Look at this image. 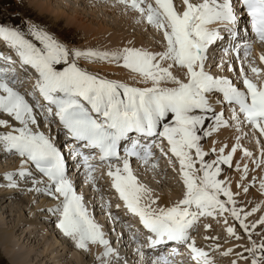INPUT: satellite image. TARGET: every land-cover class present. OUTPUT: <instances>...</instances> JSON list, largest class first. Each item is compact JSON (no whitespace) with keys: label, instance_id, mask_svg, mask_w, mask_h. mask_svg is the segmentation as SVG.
Masks as SVG:
<instances>
[{"label":"snow or ice","instance_id":"1","mask_svg":"<svg viewBox=\"0 0 264 264\" xmlns=\"http://www.w3.org/2000/svg\"><path fill=\"white\" fill-rule=\"evenodd\" d=\"M112 2L113 6L121 5L126 11L137 13V23H146L161 33L164 50L127 46L115 51H82L69 47L38 24H26L21 29L0 22V42L24 69L30 68L37 74L32 91L22 94L15 87L19 83L17 61L12 55L0 53V116L6 115L18 125L0 119V128L11 129L0 132V150L20 157V170L4 177L7 187L16 188L18 180L31 179L33 187L28 191L59 201L50 211L58 216L57 227L78 249L87 251L90 244H99L105 248L101 259H118L69 178L68 158L52 138L39 131L41 124L51 127L58 121L65 137L74 145L70 156L84 170L89 183L95 184L98 166L107 167V176L119 198L150 234L148 248L174 243L189 250L193 264H214L210 253L197 246L192 232L201 218L224 217L227 225L230 216L250 244L244 248L247 255L238 254L240 259L264 264V232H255L258 225L264 226V216L258 222L247 223L248 217L260 208L249 211L238 207L229 181L219 179L222 166L233 168L238 152L256 169L264 167V69L250 59L253 43L245 42L242 47L233 43L225 49V55L236 52L237 59H241L242 52L239 79L243 89L227 77L206 71L209 48L223 39L220 28L212 26L222 25L229 38L235 40L237 5L250 18L255 42L264 44V0H182V12L177 10L174 0ZM259 59L264 63V54ZM81 60L122 68L131 83L85 70L79 66ZM218 67L223 68V64ZM212 101L220 106V111ZM221 128H232L238 133L236 142L227 154V145L218 152L213 148L211 154L216 158L206 160L210 153L204 150L202 141ZM246 138L255 142L258 156L242 146L241 141ZM165 141L166 149L162 147ZM153 149L164 156L170 153L179 164L184 192L172 207H153L158 201L133 172V159L157 170ZM94 153L99 154V164L93 163L97 159ZM235 170L241 173L237 187L247 194L255 186V179L251 185L243 183L249 166L244 164L241 168L236 163ZM259 190L264 194V179ZM209 227L205 225L206 230ZM226 232L230 238L241 239L236 227L228 226ZM254 235L260 239H253ZM212 247L217 251L220 245ZM233 251L228 249L221 254L228 256ZM137 253L144 258V245L138 246ZM178 254L173 249V255ZM151 264L173 262L168 257H158Z\"/></svg>","mask_w":264,"mask_h":264},{"label":"rangeland","instance_id":"2","mask_svg":"<svg viewBox=\"0 0 264 264\" xmlns=\"http://www.w3.org/2000/svg\"><path fill=\"white\" fill-rule=\"evenodd\" d=\"M176 5H177V10L179 11L180 6L178 4H176ZM117 6L119 7L120 11H119V9L117 11H115V8ZM56 10L57 11L62 10V15L59 16V18L56 17L58 15V14H56L57 13ZM74 12L78 13L80 16V18L77 21L82 19V22H83L82 27L83 28L81 26H78V23H76V22L73 23L72 18L75 15ZM138 19H139V16L137 13L132 12V11H126V10H124L123 6H120V5L113 6V3H109L106 1H99V0H0V22L4 23L6 26H9V27L16 26L18 28L23 29L26 24H38L39 26L45 28L47 31H49L51 34H53L61 42H65L69 47H73V48H76V49H79L82 51L83 50H89V49L100 50V51H115V50H118V49H121V48L127 47V46L143 48V49H147L150 51H162V50H164L165 44L162 40L161 33L157 32L154 28L150 27L146 23H143V22L137 23ZM86 33H88V34H86ZM91 34L94 35V36H92L93 37L92 40L90 39V38H92ZM114 35H116V36L114 37ZM88 38L91 41H93V40L94 41L91 42V41H89ZM119 39H121V40H119ZM116 44H118V45H116ZM210 62H213V60H211ZM254 62L256 65L257 62L255 60H254ZM78 63H79V66H81L85 70H88V71L91 70V68L88 65L85 66V64H87L88 62L81 60ZM91 64H93V63H91ZM97 64H99V63H97ZM213 69L216 70L215 67H212L209 69V71H213ZM220 70L221 69L217 70L218 74L224 75L225 73L222 70L221 71ZM106 73H107V76L106 75H103V76L110 78L111 74H109L108 72H106ZM30 79H32V78H30ZM34 83H35V81H32V82L29 81V84L32 87L34 86ZM30 86H28V87H30ZM18 90L22 94H24V91H23L24 89H18ZM0 119L8 120L9 123L13 124V122L7 116H4V115L0 116ZM13 126H14V124H13ZM39 130L41 132H43V130H44L45 132H43V133L46 136H48L47 131L49 132V134L52 132L50 129L48 130L47 127H45V126L43 127V130L41 128ZM231 131H228V132H231ZM236 136H237V134H236ZM215 139H216V134L214 133L211 137H208L202 141V145H205V146H203L204 150L206 152L210 153V155L208 156L209 160L215 159V157H216V156H214V154H211V150L213 148L216 149L217 147H219V143H217L215 141ZM212 142H213V144H210ZM227 143L228 142L222 143L221 146L227 145L228 146L227 150L230 151L231 146ZM209 144L211 147L207 146ZM241 144L243 147H245L246 145L253 146L255 151H256L255 153H257L256 145H255L254 141L250 142L248 139L247 142H244L242 140ZM249 150H251V149H249ZM241 155H242V153L239 152L237 157H240ZM167 157L169 158L170 161L163 160L162 162H160L157 170H155V171L152 170L150 172H147L145 170V171H140L138 173L137 170H141V169H133V172H134L135 176L137 177L138 181L141 184H143L144 186H146L147 188L151 189L153 198L158 201V203L156 205H153V207H157V208L161 207L159 204V198L161 196H167L169 192L170 193L173 192V193H176L177 195H179L178 200L175 201L174 204L183 198L184 188H183L182 180L180 178L179 169L176 168L177 161L175 160L174 157H171V156H167ZM237 157H234L233 168H228L227 166H222V169H223L222 172L223 173L219 177V179L229 181L231 178H233L232 173L233 174L234 173L240 174V172L238 173L235 170V164L238 163ZM167 162H170L171 164L167 165ZM17 163L18 162L16 161V163H15L14 160H12V158L11 159L5 158V157L0 158V174H3L9 170L14 169L15 166L17 165ZM165 165H167V166L165 167ZM164 167H165V169L163 170V173L160 172V169H163ZM241 168H243L242 165H241ZM19 169H20V167H19ZM223 176H224V178H223ZM225 177H226V179H225ZM2 181H3V179H2V176L0 175V185H3L5 182L4 181L2 183ZM100 183L102 184L103 187L109 189L107 180L100 181ZM172 190H175V191H172ZM12 191H14V190L8 189L5 191V188H2V189H0V194H2L4 192H12ZM109 191H110V189H109ZM17 193H18V191H17ZM17 193H14L15 198H10L11 200L9 199V200L5 201L6 203L4 202V203L0 204V223L2 224V226H1L2 229H5L6 227L13 228V227L17 226V228H15V232H14V234H16V235H15V238L13 237V240L15 242H17V244H21L22 248H26V249L28 248L27 250L30 249L29 252L34 251L33 253L31 252L30 259L33 260L36 257L40 262L39 264H62V263L63 264H73L72 263L73 259L70 258V257H72L70 255L71 251H72V253L74 252L72 255H75L77 257L80 255L82 257L80 262L87 260L86 262H89V264H93V262H94V264H120L121 262H123L125 260L124 256L121 258L122 251H124V249L123 250L120 248L118 249V247H119L118 241L119 240L116 237L117 234L114 235L115 239H117V243H116L113 240V234L111 233L112 230L110 229L108 231V227H107L108 225L106 226V224L101 220V218H104V217L99 216V215H103L104 213L101 212L99 215H97L96 211H94L93 208L91 207V205H90L91 196H89L90 198L83 197L84 205H85L89 215L95 220V222L97 224L100 225L101 229L103 230V232L105 234V239H107L110 242V246L115 251V253L118 254V259L115 257H112V258L107 259V260L101 259V257H103V254L105 252V248L99 244H90V247L92 249H94L95 246L97 247L96 249L98 252L97 253L98 256H100L99 258L97 256H95L94 252H92V253L88 252L90 254L86 253L88 255V257L84 258V256L86 255L85 250L78 249L72 240L65 237L62 232L60 234V232L57 231L56 228H54L51 224L50 225L52 227L47 225V228L45 231H48V232L45 234H43L44 232L39 231V229L37 228L35 230V232H36L35 235H36V237L38 236L39 239H37V240L35 239L31 243H27L26 240H24V237H25L26 232H28V231L24 230V229H27V227H23V225L22 226L20 225V222L24 221L21 219L29 220V218H31V219L34 217L36 218V216H37L36 220L39 221V223L44 222L46 225L47 222L44 221V219L43 220L40 219L41 216L36 214L37 210L40 208V207H38V204H40L39 206H42V204L44 202H47V204L43 205V207L40 208V210H38V212H41L43 210V208H46V209L49 208L50 209L55 205L57 206L59 201H56L57 203L55 202V203H52V205H49L48 202H51V200L48 201V199H47L48 197L45 195L41 196L42 197L41 198V197H38L40 195H34V193H32L28 190H22L21 195H18ZM99 193L101 194V196L104 199L107 197L106 195L108 194V191H101ZM108 196L109 197L105 199V200H107L108 205L110 206L115 202L119 205V207H117L115 209H113L114 207H112L109 211L105 212V216L107 217V213L109 214V213H112L115 211L117 216H120V218H122V215L126 214V209H127V208H125L123 210V208H122L123 207L122 206L123 201H120L118 199L117 193H109ZM16 198L23 199L24 201L28 200V202L34 206L35 210H34L33 214L35 216L33 214H32L33 215L32 216L31 213L29 214L26 208H24V207L22 208L20 206V204H18L19 200ZM103 199H101L102 202H103ZM30 200H32L33 203ZM101 200L99 198L98 201H95L96 204H99L101 202ZM236 202H237L238 207H243L246 210L250 211L253 208V206L251 208L250 203L246 200H238ZM103 204H104V202H103ZM101 207H100L101 209L104 208V206H101ZM119 208L121 209V211H118ZM95 209H98V206ZM128 213H130V212L128 211ZM256 214H258V212L254 213V215H252V216L255 218L257 216ZM112 215H114V213H112ZM130 215L133 216V214H130ZM108 216H110V215H108ZM252 216L248 217L247 223L251 224L253 222V220H255L254 218H251ZM38 218H39V220H38ZM201 219H202V223H201V226L199 227L200 231H198V233H197L198 238H195V239H198V240H199V238L201 239L202 233L206 235L207 231L209 232V230H210V233L212 232L211 236L217 237L218 240L220 241V242L219 241L218 242L222 244L221 245L222 247L220 246L219 250L214 251L213 247H212L213 245H211V244L207 245V243H204V246L207 248L209 253L214 255L213 258H215V259L218 258V260L220 262H222V264H231L230 262H227L225 256H223L221 254L224 251H226L227 249H236V247L237 248L239 247L236 250L238 253H240V251L244 252L245 247L250 246L247 236L239 228L237 223L234 224V222L232 221L233 220L232 218L230 220V216H227V219H228L227 225H225V223H224V217H219L217 219H213V218H201ZM117 225H119V224L117 223ZM205 225H208L210 227L206 230ZM228 226L236 227L237 235H239L241 237V239H239V241L237 239L230 238L228 236V234L226 232V227H228ZM19 228H23L22 229L23 232H21L22 230ZM50 228H52V231H50ZM257 231H255V232L256 233L261 232V230H257ZM29 232H30V230H29ZM33 232H34V229H33ZM37 233H38V235H37ZM39 233H40V235H39ZM48 233H49V236H48ZM54 233H55V236H57L56 233L58 234L57 238H59L58 240L61 243L63 242V245H65L67 248H70V249L72 248L69 253L55 252V249L54 250L52 249L53 247H47L45 245L44 241L46 240V238H47V240L50 239L51 237H53L51 239H55V236H53ZM41 235H43L44 237ZM60 235H62V236L60 237ZM211 236L208 235V237H211ZM255 236H258V235H254L253 239L255 238ZM51 239H50V242H53V240H51ZM227 240H229L230 243L232 240L234 242L235 241H237V242H235L232 246L231 245L226 246L225 243L227 242ZM238 243L239 244L241 243V244L239 245ZM225 247H227V248H225ZM241 248L243 250H241ZM74 249H75V251H73ZM58 253H60V254H58ZM35 254L37 256H35ZM39 257H40V259H39ZM42 258H44V259H42ZM90 259H92V260L90 261ZM247 261H249V260H247ZM247 261L243 260L240 264H245V263L248 264ZM100 262H102V263H100ZM0 264H8V262L2 257L1 254H0ZM34 264H36L35 261H34Z\"/></svg>","mask_w":264,"mask_h":264},{"label":"bare ground","instance_id":"3","mask_svg":"<svg viewBox=\"0 0 264 264\" xmlns=\"http://www.w3.org/2000/svg\"><path fill=\"white\" fill-rule=\"evenodd\" d=\"M180 1V3H181V5H182V10H181V12L184 10V8H183V4H182V0H179ZM195 2L196 0H192V2ZM197 2L198 3H200V0H197ZM121 6V5H120ZM110 7V6H109ZM111 8V7H110ZM119 9V7L117 6L116 8H115V11H117ZM57 11V10H56ZM119 11H120V9H119ZM52 12V11H51ZM64 12V11H63ZM55 13V12H54ZM60 13V14H59ZM56 14H58L56 17L57 18H59V16H61L62 15V10L61 11H57V13ZM74 17L72 18V21H73V23H78V26H81L82 27V25H83V22H82V19L81 20H79V21H77L79 18H80V16H79V14L78 13H75L74 12ZM216 26H218V25H213L212 27H216ZM83 28V27H82ZM84 34V33H83ZM86 34H88V33H86ZM83 36V35H82ZM92 36H94V35H92L91 34V37ZM116 35H114V37H115ZM89 39V38H88ZM91 40L93 39V37L92 38H90ZM89 39V41H91ZM115 39V38H114ZM117 40V39H116ZM119 40H121V39H119ZM94 41V40H93ZM93 41H91V42H93ZM117 43V42H116ZM116 45H118V44H116ZM120 45V44H119ZM165 48V47H164ZM263 48H259L258 49V47H255V51H253V53H252V56H251V60H255L256 62H257V60H259V65L261 66V65H264V63H261V61H260V59H259V57H260V54L262 55V54H264V53H262V50ZM209 50L211 51V48H209ZM4 55H12L13 57L12 58H15V59H17V57L14 55V54H12V53H10L9 51H4V52H2ZM209 60L211 61L212 59L211 58H209ZM89 66L90 68H91V70H89V71H91V72H94V73H101L100 75H106L107 76V73L106 72H108L109 74H111V77L110 78H108V79H114V80H120V81H122V82H127V83H131V80L129 79V76H128V73H127V71L126 70H124V69H122V68H118V67H115L114 65H108V64H91V63H87V64H85V66ZM256 66V65H255ZM218 67V66H217ZM17 68H22V66L19 64V62H18V60H17V63L15 64V69H16V73H17V75H20V72L21 71H19ZM218 68H221V67H218ZM24 69V68H23ZM224 69V68H223ZM206 70H208V68L206 67ZM217 70L218 69H216L215 71H212L211 72V74H213L214 76H218V72H217ZM23 71H26V69H24ZM221 71V70H220ZM234 73H233V72ZM232 71H229V68L227 69V72H226V77L227 78H232V80H235L236 79V77H237V74L235 73V71L234 70H232ZM245 71H246V68H245ZM18 77H20V76H18ZM29 77L31 78V75L29 74ZM28 79V85L27 86H24V84H23V86H19V87H17V86H15L17 89H24L23 91H24V94H26V91H27V88H29L28 86H30V84H29V81H35V80H32V79ZM22 79V78H21ZM32 84V83H31ZM33 85V84H32ZM27 87V88H26ZM29 92L30 91H32V89H29L28 90ZM212 103H213V107L217 110V108H219L220 109V106L218 105V104H216L214 101H212ZM13 122V121H12ZM13 124H14V126H18L17 124H15L14 122H13ZM40 129V128H39ZM54 129L55 128H53V130L52 131H54ZM11 129H3V128H0V132H6V131H10ZM232 129L231 128H221L218 132H216L215 134H216V139H215V141L217 142V143H219V147H217L216 149H217V152H218V150H219V148H221V147H223V146H221L222 145V143H225V142H228L227 144H229L231 147L235 144L234 142H236L235 140L236 139H234L235 137H236V134H235V137H233L234 136V134H232L233 132L231 131ZM40 131V130H39ZM228 131H231V132H228ZM230 137H233V139H231ZM247 138L246 139H244L243 141L244 142H247ZM58 141V138L56 139V142ZM255 143V142H254ZM210 144H213V142L212 143H210ZM210 144L209 145H207V146H210ZM164 145L166 146V148H167V143H166V141H165V143H164ZM256 145V144H255ZM203 146H205V145H203ZM229 146V147H230ZM211 147V146H210ZM208 149V148H207ZM256 150H257V156H258V149H257V145H256ZM154 152H155V154H156V156H155V159L158 161V160H162V159H164L165 157H161L162 156V154L161 153H159V150H153ZM227 152H228V150H227V148H226V150H225V154H227ZM239 153V152H238ZM238 153L235 155V157H237V155H238ZM3 154H5V152L4 151H2L1 153H0V158L1 157H3ZM214 156H215V154H214ZM12 157V156H11ZM11 157H8V158H11ZM213 157V156H212ZM211 157V158H212ZM216 158V157H215ZM238 158V160H237V162L240 164V165H244V164H248V166H249V173H248V177H247V179H245L244 181H243V183L245 184V186H248V185H251L252 184V181H253V179H255V186H253V187H250V189H249V192L247 193V194H245L244 192H243V190H242V188H237V185L238 184H240L241 183V173L240 174H236V173H232V175H233V178H231L230 180H229V183H230V185H231V189H232V191H233V193L234 194H236L235 195V200L236 201H238V200H246V201H248L249 203H250V206H251V208H252V206L253 207H259L260 208V211H257L258 212V214H256L257 216L254 218L253 216L251 217V218H254L255 220H253V222L252 223H254V222H258L259 221V219L262 217V216H264V194H262L261 192H260V190H259V183H260V181L262 180V179H264V167H262V168H260V169H256L253 165H252V163L250 162V161H248V160H246V159H244L243 157H242V155L240 156V157H237ZM19 160V161H18ZM18 163H17V165L15 166V168L14 169H12L13 171L12 172H8V173H17L20 169H19V167H20V157H18V159L16 160ZM16 161H14L15 163H16ZM138 167H136V166H134V164H132V168L133 169H145L146 167H144V166H142L141 165V163H138V164H136ZM107 171H108V169H107V167H104V168H101V169H97L96 171H95V173H94V176H95V184L93 185V184H91V183H89L88 181H84L82 178L81 179H79L77 176H75L74 178H70L72 181H73V185H74V187H75V189H76V191H77V194L78 195H84L83 197H88V198H90L89 196H91V203H90V205H91V207L93 208V210L94 211H96V214L97 215H99L101 212L102 213H104L103 215H99L100 217H104V218H101V220L103 221V219H104V221L107 223V225H108V231L111 229L112 230V234H113V240L117 243V239H115V237H114V235H116L117 234V238H118V243H119V247H118V249L120 248V249H124V248H122V247H124V241L122 240L123 239V237H122V235H120V233H121V230H119V229H115L114 228V226H113V223L117 220V223L119 224V225H117L118 227H120V224H121V222L122 221H125V219H129V213H127L126 212V214H123L122 215V218H120V216H117V214H116V212L114 211V212H112V213H114V215H112V213H110V214H108L107 213V217L105 216V212L106 211H109L112 207H114L113 209H115V208H117V207H119V205L117 204V203H113L112 205H108V202H107V200H105L106 198H108L109 196H108V194L109 193H117L116 191H115V189L112 187V181H111V179L107 176ZM238 172V171H237ZM223 173V172H222ZM239 173V172H238ZM7 174V172H5V173H3V174H0L1 176H2V179H3V181H2V183L4 182V184L3 185H0V189H2V188H5V191L6 190H11V189H13L14 191H12V192H4V193H2V194H0V204L1 203H4L5 201H7V200H9L10 198H15V195H14V193H17V192H15L16 190L18 191V190H28L29 188H32L33 187V185H32V182H31V179H29L28 181H24V180H22V179H20V180H18V187H16V188H10V187H7V184H8V181L6 180V179H4V177H5V175ZM227 177V176H226ZM226 177H225V179H226ZM223 178H224V176H223ZM77 181V182H75V181ZM103 180H107V182H108V188L110 189V190H112L111 192L109 191V189H107V188H105V187H103L102 186V184L100 183V181H103ZM40 187H43V185H40ZM172 189V188H171ZM101 191H108V194L106 195L107 197L106 198H104L103 199V197L101 196V194L99 193V192H101ZM172 191H175V190H172ZM30 192H32V193H34V195H40V196H38V197H41V196H43V195H41V194H38V193H36V192H33V191H30ZM243 192V193H242ZM104 193V192H103ZM97 195V196H96ZM111 195V194H110ZM46 196V195H45ZM96 196V197H95ZM179 195H177L176 193H173V192H169L168 193V195L167 196H161L160 198H159V204H160V206L161 207H172L173 205H174V202L175 201H177L178 200V197ZM48 198V201L49 200H51V202H48V204L49 205H52V203H55L57 200H54V199H52L51 197H49V196H47ZM117 197H118V199L120 200V201H122L120 198H119V194L117 193ZM42 198V197H41ZM100 198V200L101 199H103V202H104V204H103V202H102V200H101V202L99 203V204H96V202L95 201H98V199ZM16 199H18L19 201H18V204H20V206L23 208H26L27 209V211H28V213L30 214L31 213V215L34 213V206L32 205V204H30L29 202H28V200H26V201H24L23 199H19V198H16ZM96 199V200H95ZM11 200V199H10ZM31 202H32V200H30ZM12 202V201H11ZM44 202V201H43ZM6 203V202H5ZM33 203V202H32ZM57 203V202H56ZM45 204H47V202H44L43 204H42V206H39L40 204H38V207H40V208H42L43 207V205H45ZM103 204V205H102ZM36 205V204H35ZM123 205H124V207L126 208V206H125V204H124V202H123ZM97 206H98V209H95V208H97ZM101 206H104V208L103 209H101L102 207ZM46 207V206H45ZM54 207H56V205L55 206H53L52 208H54ZM101 207V208H100ZM40 208L38 209V210H40ZM52 208H50V209H52ZM50 209L48 208V209H46V208H43V210L41 211V212H38V210H37V212H36V214L37 215H40L41 216V218L40 219H44V221H46L47 222V224L45 225V223L43 222V223H39V221H37L36 220V218H37V216H36V218L34 217V218H29V220H25V219H21V220H24V221H21L20 222V225L22 226L23 225V227H27V229H24V230H27L28 232H26V234H25V237H24V240H26V242L27 243H31L32 241H34L35 239L37 240V239H39L38 238V236L36 237V235H35V230L38 228L39 229V231H42V232H44L43 234H45V233H47L48 231H45L46 230V228H47V225H49L50 227H54V228H56V230L57 231H59L60 232V234H61V230L57 227V224H58V216L57 215H54L51 211H50ZM120 209V208H119ZM118 209V211H121V209L119 210ZM245 209V208H244ZM112 211V210H111ZM126 211H127V209H126ZM34 215V214H33ZM32 215V216H33ZM108 215H110V216H108ZM254 215V214H253ZM35 216V215H34ZM22 218V217H21ZM110 218V219H109ZM38 220H39V218H38ZM139 220V219H138ZM230 220H231V217H230ZM251 220V219H250ZM103 221V222H104ZM233 221V220H232ZM126 222V221H125ZM250 222V221H249ZM116 223V224H117ZM52 226H51V225ZM235 224V223H234ZM4 225V224H3ZM1 226H2V224L0 223V254L2 255V257L8 262V264H34V261L36 262V264H39L40 262H39V260L35 257V256H37L36 254H35V258L32 260V259H30V256H31V252L32 251H30L29 252V250H27L26 248H22L21 247V244H17V242H15L14 240H13V237L15 238V235L16 234H14V232H15V228H17V226L16 227H13V228H9V227H6L5 229H2L1 228ZM116 226V227H117ZM221 227V226H220ZM34 229V232H33V229ZM214 228V227H213ZM219 228V227H218ZM19 229H23V228H19ZM17 230V229H16ZM29 230H30V232H29ZM130 230H133V228H130ZM216 230V229H215ZM257 230H261V232H264V226H261V225H258L257 226V228L255 229V231H257ZM18 231V230H17ZM50 231H52V228H50ZM136 231H138V230H136ZM198 231H200V229H198ZM197 231V232H198ZM206 231V230H205ZM21 232H23V230L21 231ZM25 232V231H24ZM222 232V231H221ZM258 232V231H257ZM41 233V232H40ZM40 233H39V235H40ZM214 233V232H213ZM260 233V232H259ZM22 234V233H21ZM24 234V233H23ZM34 234V235H33ZM130 235H134L135 234V232H133V231H131L130 233H129ZM211 234H212V232L210 233V230H209V232L207 231V233H206V235L205 234H203L202 233V236H201V239H200V241L202 242V244L204 245V243H207V245L208 244H211V245H214V244H216V243H218L220 246L222 245L221 243H219L220 241L219 240H215V241H213V240H211V239H205V237H207L208 235H210L211 236ZM241 234V233H240ZM37 235H38V233H37ZM56 235L57 236H55V233H54V235L53 236H55V239H51V238H53V237H51L50 239L51 240H53V242H50V239H48L47 240V238H46V240L44 241L45 242V245L47 246V247H53L52 249L54 250L55 249V252H60V253H69L70 251H71V249L70 248H67L65 245H63V242L61 243L58 239L59 238H57L58 237V234L56 233ZM120 235V238L118 237ZM41 236H43V235H41ZM48 236H49V233H48ZM47 236V237H48ZM62 235H60V237H61ZM226 236V235H225ZM44 237V236H43ZM42 237V238H43ZM64 237V236H63ZM212 237V236H211ZM244 237V236H243ZM65 238V237H64ZM63 238V239H64ZM194 238H196L195 236H194ZM228 238V237H227ZM254 239H256V240H259L260 239V237L259 236H255V238ZM62 240V239H61ZM196 241H199L198 239H195ZM219 241V242H218ZM239 241V240H238ZM141 241H139L138 243H136V245L134 246V249H136L141 243H140ZM235 242H237V241H235ZM233 240L231 241V243H230V241L229 240H227V242L225 243L226 244V246H232L234 243H235ZM239 244V243H238ZM241 244V243H240ZM239 244V245H240ZM236 245V244H235ZM117 246V245H116ZM198 247H200L201 248V246H199V245H197ZM99 247V246H98ZM208 247V246H207ZM211 247V246H210ZM222 247V246H221ZM97 247L95 246V248L94 249H92L91 247H90V245H89V248H88V250L87 251H85V254L87 253V254H90V253H92V252H94V254H95V256H97L98 258L100 257V256H98V252H97V249H96ZM225 248H227V247H225ZM224 248V249H225ZM233 248V247H232ZM239 248V247H238ZM237 247H236V249H238ZM243 248V247H242ZM241 248V250H243ZM49 249V248H48ZM96 249V250H95ZM101 249V248H100ZM99 249V250H100ZM203 249L205 250V251H208L207 250V248L204 246L203 247ZM236 249H234V251H233V253L232 254H230V255H228V256H225V258H226V261L227 262H230L231 264H233V261H236L237 262V264H240L242 261H243V259H240V257L238 256V252H237V250ZM33 250V249H32ZM98 250V251H99ZM226 250V249H225ZM228 250V249H227ZM240 250V249H239ZM238 250V251H239ZM73 251H75V249L73 250ZM34 252V251H33ZM32 252V253H33ZM88 252H90V253H88ZM237 252V253H236ZM242 251H240V253H241ZM54 253V252H53ZM60 253H58V254H60ZM74 253V252H73ZM72 253V251H71V256L72 257H70L71 259H73L72 260V263L73 264H89V262H86L87 260H82L83 262H80L81 261V256L79 255L78 257L77 256H75V255H72L73 254ZM125 253V252H124ZM135 251H133V254H131V256H132V260H130L129 258H130V256L128 257V258H126V255L124 254V261L123 262H121L122 264H126V263H128V264H139V262H138V259H139V257L137 256V255H135ZM85 255L84 256V258L85 257H88V255ZM235 254V255H234ZM244 255H247V253L246 252H244ZM210 256H211V258L213 259V261H214V264H222V262H220L219 260H218V258L217 259H215V258H213L214 257V255H212L211 253H210ZM96 257V258H97ZM53 258V257H52ZM60 258V257H59ZM80 258V259H79ZM116 258V257H115ZM30 259V260H29ZM39 259H40V257H39ZM42 259H44V258H42ZM127 259L128 260H130L129 262H127ZM92 259H90V261H91ZM100 260V259H99ZM80 262V263H79ZM248 262V264H250V260L249 261H247ZM100 263H102V262H100ZM63 264V263H62ZM93 264H94V262H93ZM246 264V263H245Z\"/></svg>","mask_w":264,"mask_h":264}]
</instances>
